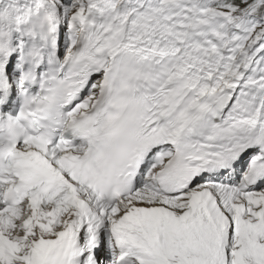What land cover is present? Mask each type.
<instances>
[{"label":"snow or ice","instance_id":"obj_1","mask_svg":"<svg viewBox=\"0 0 264 264\" xmlns=\"http://www.w3.org/2000/svg\"><path fill=\"white\" fill-rule=\"evenodd\" d=\"M0 264H264V0H0Z\"/></svg>","mask_w":264,"mask_h":264}]
</instances>
